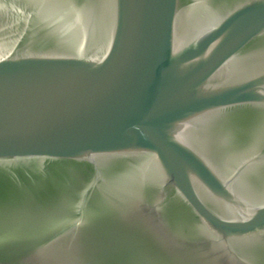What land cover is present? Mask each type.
I'll return each instance as SVG.
<instances>
[{"label": "water", "instance_id": "1", "mask_svg": "<svg viewBox=\"0 0 264 264\" xmlns=\"http://www.w3.org/2000/svg\"><path fill=\"white\" fill-rule=\"evenodd\" d=\"M0 264H264V0H0Z\"/></svg>", "mask_w": 264, "mask_h": 264}]
</instances>
